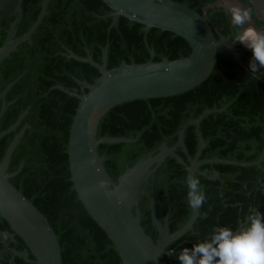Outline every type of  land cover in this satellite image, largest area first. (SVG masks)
Returning <instances> with one entry per match:
<instances>
[{
	"label": "trees",
	"instance_id": "obj_1",
	"mask_svg": "<svg viewBox=\"0 0 264 264\" xmlns=\"http://www.w3.org/2000/svg\"><path fill=\"white\" fill-rule=\"evenodd\" d=\"M42 0H22V16L15 36L23 35L36 21ZM187 3L208 16L217 39L235 32L227 13L228 4L244 0H176ZM233 3V4H234ZM110 8L102 0H49L47 13L31 34L0 62V92L8 103L0 116V133L21 118L18 126L0 137V161L13 138L23 130L9 161L7 171L16 172L13 183L47 217L60 244L62 264H121L114 245L86 211L73 188L67 154L69 129L79 97L87 91L99 71L88 62L68 56V50L85 57L88 53L101 62L107 47V68L122 61L145 62L166 57L176 59L191 52L188 42L170 31L151 28L120 16L113 23ZM253 13L249 24L257 30L263 21ZM6 31L0 30V46ZM243 60V57H240ZM2 100L0 99V111ZM205 109L199 124L204 143L200 159L218 157L240 162L258 160L264 149V80L246 70L239 59L221 44L217 62L206 80L186 92L160 98L125 102L109 109L101 118L96 137H123L130 141L101 143L98 152L116 182L140 158L157 152L165 142L172 146L182 125L184 144L190 158L198 149L196 127L188 123ZM177 153L189 163L188 157ZM22 164L21 168L19 166ZM207 171L203 175L201 172ZM218 171V178H209ZM187 169L166 157L147 175L146 187L139 193V212L146 233L156 241L158 230L152 220L163 224L168 216L170 233L182 227L191 215L187 203ZM207 196L192 228L166 247V251L191 249L197 241L209 238L215 227L234 232L247 223L252 208L264 214V160L259 164L235 165L205 163L195 174ZM205 213H207L205 215ZM8 224L0 216V229ZM11 243L16 250L24 242ZM29 259L33 260L32 254ZM161 261L172 264L167 254ZM17 264H35L23 258ZM180 264V261H178Z\"/></svg>",
	"mask_w": 264,
	"mask_h": 264
},
{
	"label": "water",
	"instance_id": "obj_2",
	"mask_svg": "<svg viewBox=\"0 0 264 264\" xmlns=\"http://www.w3.org/2000/svg\"><path fill=\"white\" fill-rule=\"evenodd\" d=\"M111 10L109 15L113 23L120 16L143 25L145 32L151 28L170 31L184 38L191 47L186 56L176 59L166 57L159 61L153 60L154 51L150 50L151 59L145 62L122 61L119 65L107 68V47L102 51L101 62H97L88 53L85 57L68 50V56L79 61L88 62L98 69L99 76L92 82H83L87 91L78 95L79 103L69 129L67 144L70 178L74 190L86 211L106 233L121 258V264H165L161 255L167 254L172 264H178L179 253L183 250L166 251V247L189 231L199 215V209H191L188 221L176 231L170 233L168 216L162 224L155 215L151 202L152 220L158 230V238L154 241L141 224L138 211L133 207L138 204V187L141 181L166 158L172 157L187 169V176H194L200 165L205 163H226L235 165L259 164L264 159V149L258 160L240 162L218 157L200 159L203 148V137L199 130L201 119L208 113L219 109H205L195 119H190L196 127L198 149L193 158L189 157L184 144L182 125L177 133V140L172 146L163 142L154 154L140 158L133 166L127 168L115 182L108 174L105 157L98 152L101 143H117L130 141L129 138L102 136L97 138V127L103 115L112 107L134 100L160 98L177 95L202 83L208 78L217 62V50L221 44L239 59L242 66L253 75L264 80L258 70L253 73L249 67L252 56L241 60L243 50L251 51L238 41H233L235 32L217 39L206 14L201 15L187 3L176 0H102ZM22 0H0V29H5L9 16L14 9L22 13ZM49 0L41 1V10L36 21L20 36L15 37V25L20 15L7 31L5 41L0 46V62L15 50L18 44L30 39L31 34L41 23L47 13ZM246 8H260L264 12V0H244ZM249 25L246 24L245 27ZM259 67V65H258ZM264 69V67H261ZM21 76V75H20ZM19 76V77H20ZM10 82L0 92L2 107L0 116L7 107L5 95L11 85L19 78ZM22 115L8 129L0 133V137L14 130L21 121ZM20 131L11 141L0 161V216L6 221L11 232L21 238L25 248L15 251L14 256L35 264H62L60 244L56 233L47 217L29 200L10 178L16 172L7 171L11 154L21 137ZM177 148L188 157L189 163L177 153ZM22 164L19 166L21 168ZM207 174V171L201 172ZM209 178H218V171H213ZM147 179V178H146ZM101 182L104 185L101 186ZM142 184V183H141ZM264 187V184H263ZM0 243L7 246L0 230ZM0 250L1 254L5 251ZM32 254L33 260L29 259Z\"/></svg>",
	"mask_w": 264,
	"mask_h": 264
},
{
	"label": "clouds",
	"instance_id": "obj_3",
	"mask_svg": "<svg viewBox=\"0 0 264 264\" xmlns=\"http://www.w3.org/2000/svg\"><path fill=\"white\" fill-rule=\"evenodd\" d=\"M227 13L235 30L233 41L251 50L249 67L255 73L258 65L264 67V30H257L249 24V8L234 3L227 8ZM246 24L249 26L245 27ZM184 182L189 207L201 208L207 196L200 180L186 176ZM178 259L180 264H264V214L252 208L247 223L235 232L228 227H215L209 238L197 241L191 249L185 247Z\"/></svg>",
	"mask_w": 264,
	"mask_h": 264
},
{
	"label": "flooded vegetation",
	"instance_id": "obj_4",
	"mask_svg": "<svg viewBox=\"0 0 264 264\" xmlns=\"http://www.w3.org/2000/svg\"><path fill=\"white\" fill-rule=\"evenodd\" d=\"M234 2H230L228 4V7L231 6ZM236 3L240 4L242 7H245V4L240 2V1H237ZM21 6H22V3H21ZM252 13H253V10L251 9V16H252ZM254 13L257 15V17H259L263 23L262 25L259 27V29L261 30H264V12L258 7V8H254ZM20 15V20H21V16H22V13L19 14L16 9L13 10V12L11 13V15L9 16V19H8V23L6 25V28L5 29H0V30H4L6 31V34H7V31L10 29L11 25L13 24V22L16 20V18ZM20 20L16 23L15 25V29L17 30V25L18 23L20 22ZM249 25V24H248ZM253 27V26H252ZM16 34V33H15ZM7 36V35H6ZM16 37V36H15ZM252 56V52L251 51H245L243 50V60H245L246 58L248 57H251ZM259 68V74L262 75L264 77V69L261 68L260 66L258 67ZM264 160V159H263ZM261 160V161H263ZM147 176L144 177V179L141 181V190H143L145 187H146V184H147V180H146ZM263 184H264V181L261 182V188L262 190L264 191V187H263ZM2 232H3V240H5V242L7 243V246L4 245V243H0V250H4L6 249L2 254H1V257H0V264H17L15 262V259L18 257V256H14V253L16 251V248L11 245V243H15L16 244L19 242V240L17 239V235L14 236V238H11L8 236V232H11V229L9 228V226L7 228H3V229H0ZM23 250V249H22ZM18 251V250H17ZM30 255V254H29ZM20 258V257H19ZM170 262V261H169ZM172 263V262H171Z\"/></svg>",
	"mask_w": 264,
	"mask_h": 264
},
{
	"label": "rangeland",
	"instance_id": "obj_5",
	"mask_svg": "<svg viewBox=\"0 0 264 264\" xmlns=\"http://www.w3.org/2000/svg\"><path fill=\"white\" fill-rule=\"evenodd\" d=\"M138 190H139V191L141 190V184L139 185Z\"/></svg>",
	"mask_w": 264,
	"mask_h": 264
}]
</instances>
